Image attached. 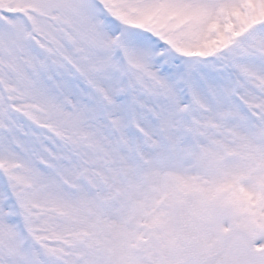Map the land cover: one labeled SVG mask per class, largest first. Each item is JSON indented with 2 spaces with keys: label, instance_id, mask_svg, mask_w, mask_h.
Returning a JSON list of instances; mask_svg holds the SVG:
<instances>
[{
  "label": "snow or ice",
  "instance_id": "6c2138e0",
  "mask_svg": "<svg viewBox=\"0 0 264 264\" xmlns=\"http://www.w3.org/2000/svg\"><path fill=\"white\" fill-rule=\"evenodd\" d=\"M0 264H264V0H0Z\"/></svg>",
  "mask_w": 264,
  "mask_h": 264
}]
</instances>
